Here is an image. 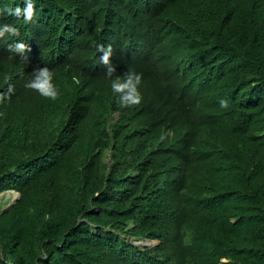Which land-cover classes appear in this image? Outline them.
I'll use <instances>...</instances> for the list:
<instances>
[{"label":"trees","instance_id":"16d2710c","mask_svg":"<svg viewBox=\"0 0 264 264\" xmlns=\"http://www.w3.org/2000/svg\"><path fill=\"white\" fill-rule=\"evenodd\" d=\"M2 19L19 35L0 38V194L19 197L0 264H264V0H37ZM96 43L143 74L140 104L117 103ZM45 64L56 99L24 87Z\"/></svg>","mask_w":264,"mask_h":264},{"label":"clouds","instance_id":"9594fccd","mask_svg":"<svg viewBox=\"0 0 264 264\" xmlns=\"http://www.w3.org/2000/svg\"><path fill=\"white\" fill-rule=\"evenodd\" d=\"M21 3H14V0H0V38L12 35H19V27L13 23L3 22V17L6 15L22 16L25 22L33 20L36 12L37 0H22ZM15 50L23 52L27 45L23 41L15 42ZM95 47L100 53L99 62L106 65L104 76L110 80L111 90L116 94L117 103L122 106L138 105L143 100L141 90L142 76L141 72L135 71L129 67L128 71L123 75L117 74L116 65L111 61L110 57L113 54V45L96 43ZM55 74L46 64L42 67H36L32 71L30 78L24 82V87L36 90L40 95L56 99L60 95V86L55 81ZM14 90L12 84L8 85V93ZM3 95V94H0ZM221 108L229 107V99L221 97L219 99ZM221 257V260H224Z\"/></svg>","mask_w":264,"mask_h":264},{"label":"rangeland","instance_id":"374dc122","mask_svg":"<svg viewBox=\"0 0 264 264\" xmlns=\"http://www.w3.org/2000/svg\"><path fill=\"white\" fill-rule=\"evenodd\" d=\"M18 197H19V194L15 191H8V192L0 194V207L3 210L8 209V207L18 199ZM143 242H146V241H143ZM156 244L157 243H155L154 245ZM147 246H150V245H147Z\"/></svg>","mask_w":264,"mask_h":264},{"label":"bare ground","instance_id":"6f19581e","mask_svg":"<svg viewBox=\"0 0 264 264\" xmlns=\"http://www.w3.org/2000/svg\"><path fill=\"white\" fill-rule=\"evenodd\" d=\"M155 243H156V241L155 242H151V241L143 242V241H141V245H152V244H155Z\"/></svg>","mask_w":264,"mask_h":264},{"label":"water","instance_id":"95a60500","mask_svg":"<svg viewBox=\"0 0 264 264\" xmlns=\"http://www.w3.org/2000/svg\"><path fill=\"white\" fill-rule=\"evenodd\" d=\"M136 244H137V245H141V242H138V243H136ZM141 246L144 247V246H147V245H141Z\"/></svg>","mask_w":264,"mask_h":264}]
</instances>
